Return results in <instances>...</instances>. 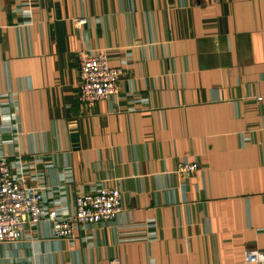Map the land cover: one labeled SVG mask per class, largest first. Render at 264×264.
Wrapping results in <instances>:
<instances>
[{"label": "crops", "instance_id": "0c3cea01", "mask_svg": "<svg viewBox=\"0 0 264 264\" xmlns=\"http://www.w3.org/2000/svg\"><path fill=\"white\" fill-rule=\"evenodd\" d=\"M79 48L123 68L91 106ZM0 153L60 215L122 193L70 236L27 224L0 264H264V0H0Z\"/></svg>", "mask_w": 264, "mask_h": 264}, {"label": "built area", "instance_id": "2783aa9c", "mask_svg": "<svg viewBox=\"0 0 264 264\" xmlns=\"http://www.w3.org/2000/svg\"><path fill=\"white\" fill-rule=\"evenodd\" d=\"M81 20V17H74L75 23ZM77 55L76 94L83 104L91 106L98 98L118 90L123 68L110 64L105 48H79ZM255 98L260 100L263 94H256ZM197 166L195 161L180 160L174 169L180 176H187ZM121 207L120 188L117 185H103L95 190H77L74 208L68 214L60 215L53 207L44 208L39 186L27 183V174L13 171L8 156L0 153V242L20 236L27 224L42 218L51 221L55 235L70 236L76 225L112 218ZM244 260H264V248H247Z\"/></svg>", "mask_w": 264, "mask_h": 264}]
</instances>
